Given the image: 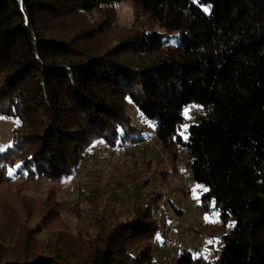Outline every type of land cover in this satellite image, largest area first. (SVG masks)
<instances>
[{
	"label": "trees",
	"instance_id": "16d2710c",
	"mask_svg": "<svg viewBox=\"0 0 264 264\" xmlns=\"http://www.w3.org/2000/svg\"><path fill=\"white\" fill-rule=\"evenodd\" d=\"M123 2L139 26L99 47V29ZM127 98L158 141L184 148L191 179L208 187L203 202L233 219L214 264H264V0H0V114L20 118L0 150V188L16 168L63 181L98 140L142 142ZM156 208L139 205L107 231L72 237V256L27 252L0 264H153V245L135 244L158 240ZM211 262L183 250L176 264Z\"/></svg>",
	"mask_w": 264,
	"mask_h": 264
},
{
	"label": "rangeland",
	"instance_id": "374dc122",
	"mask_svg": "<svg viewBox=\"0 0 264 264\" xmlns=\"http://www.w3.org/2000/svg\"><path fill=\"white\" fill-rule=\"evenodd\" d=\"M115 7V19L99 29V47L116 45L140 24L135 21L133 3ZM99 20L98 15L90 17L93 26ZM126 107L132 123L143 131L142 142L119 139L111 145L98 140L85 153L76 172L60 182L42 176L28 179L26 172L18 176V168L13 171L16 181L0 188V256L18 257L27 252L30 257L41 256L55 249L67 253L72 249V256L77 250L72 237H93L107 231L115 216L129 218L137 206L155 202V220L163 230L154 244L146 238L136 241L135 247L153 245V264H166L162 261V242L171 213L173 220L179 221L172 231L176 253L172 264L183 250L192 251L196 257L202 255L214 264L223 244L222 235L232 228L233 219L225 221L212 208L213 203L203 202L201 197L208 187L191 179L184 148L158 141L156 125L141 115L130 98ZM197 110V105L185 109L186 123L180 129L184 139L188 125L196 121ZM19 123L18 116L0 114L1 151L13 145L14 128Z\"/></svg>",
	"mask_w": 264,
	"mask_h": 264
},
{
	"label": "built area",
	"instance_id": "2783aa9c",
	"mask_svg": "<svg viewBox=\"0 0 264 264\" xmlns=\"http://www.w3.org/2000/svg\"><path fill=\"white\" fill-rule=\"evenodd\" d=\"M185 185L187 188H189L188 182H185ZM124 188H122L123 190ZM170 214L169 223L167 226H170L168 231L166 232L165 239L163 242V253H162V261L166 264H172L176 260V253H175V245H174V233L172 231H175V228L178 226L179 221L173 220V215ZM169 216V215H167Z\"/></svg>",
	"mask_w": 264,
	"mask_h": 264
},
{
	"label": "snow or ice",
	"instance_id": "6c2138e0",
	"mask_svg": "<svg viewBox=\"0 0 264 264\" xmlns=\"http://www.w3.org/2000/svg\"><path fill=\"white\" fill-rule=\"evenodd\" d=\"M187 111L188 110H186V113H187ZM17 167H21V165H18ZM12 174H13L12 170H9V175H12Z\"/></svg>",
	"mask_w": 264,
	"mask_h": 264
}]
</instances>
